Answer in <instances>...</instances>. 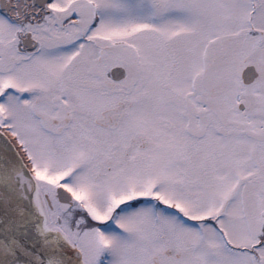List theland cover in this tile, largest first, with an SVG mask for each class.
<instances>
[{"label":"snow or ice","instance_id":"1","mask_svg":"<svg viewBox=\"0 0 264 264\" xmlns=\"http://www.w3.org/2000/svg\"><path fill=\"white\" fill-rule=\"evenodd\" d=\"M0 264H264V0H0Z\"/></svg>","mask_w":264,"mask_h":264}]
</instances>
